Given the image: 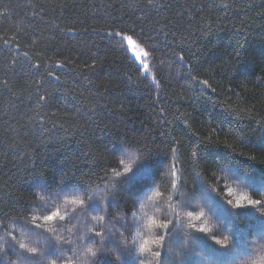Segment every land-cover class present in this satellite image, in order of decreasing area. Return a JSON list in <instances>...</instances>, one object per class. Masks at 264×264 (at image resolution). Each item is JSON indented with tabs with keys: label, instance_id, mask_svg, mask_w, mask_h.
<instances>
[{
	"label": "trees",
	"instance_id": "1",
	"mask_svg": "<svg viewBox=\"0 0 264 264\" xmlns=\"http://www.w3.org/2000/svg\"><path fill=\"white\" fill-rule=\"evenodd\" d=\"M261 161L264 0H0V264H137L162 235V264H239L264 204L228 201L264 202Z\"/></svg>",
	"mask_w": 264,
	"mask_h": 264
},
{
	"label": "clouds",
	"instance_id": "2",
	"mask_svg": "<svg viewBox=\"0 0 264 264\" xmlns=\"http://www.w3.org/2000/svg\"><path fill=\"white\" fill-rule=\"evenodd\" d=\"M138 162L139 161H136V163ZM156 224L157 222L155 219L149 220L148 225L146 226L149 231L148 233H145V236L150 235L151 228ZM156 240L158 239H155V237L151 239L141 237L138 240H132L130 248L132 249L133 256L137 260V264H148L147 257L149 254L156 258L154 254L159 250L154 243ZM101 252L102 249L96 248L95 245L86 246L81 251L76 264H93L95 258ZM239 264H264V241H261L257 238H252L249 242V252L239 260Z\"/></svg>",
	"mask_w": 264,
	"mask_h": 264
},
{
	"label": "snow or ice",
	"instance_id": "3",
	"mask_svg": "<svg viewBox=\"0 0 264 264\" xmlns=\"http://www.w3.org/2000/svg\"><path fill=\"white\" fill-rule=\"evenodd\" d=\"M200 143H202V142H200ZM209 143H211V141H209ZM197 147H198V145H197ZM193 155H196V152H193ZM241 155H243V153H241ZM249 159H253L254 160L255 157H249ZM261 162L264 163V161H261ZM131 171H132V167L130 165H128V166L125 167V170H124L123 174H121L119 172H116L115 175L119 178V177H121V175L126 176ZM174 174L175 173H173V175ZM172 187L175 188V185L173 184ZM157 195H158V193H157ZM152 198H154V197H152ZM93 200H96L94 193L92 195H89V197H88V201L89 202L93 201ZM69 202L72 203V204H76V205L80 204V198L77 197L75 199L70 200ZM228 204L232 205V207L235 208V209H241V208H248V207L255 208L257 206H260V205L264 204V202H262L260 199H253L251 196L244 194V195L239 196V198L236 199L235 203H233L232 200H229ZM260 214L264 215V212H261ZM188 215L190 217H192L193 219H199V216L193 217L191 213H189ZM200 215H203V213H200ZM57 216H59V213H53L51 215H48V216L44 217V219H45V221H54ZM60 219L63 220L64 218L60 217ZM155 226L160 228V229H168L169 228V224L168 223L156 224ZM199 231L200 232H205V229L201 228V229H199ZM101 235L102 234L100 232H98V231L95 233L96 237H100ZM90 239H92V238L90 237ZM225 239H227V238H225ZM154 243L156 244L157 248L159 249L154 255L160 261V264H162V259H161L162 258V252L165 250V246H166L165 237L162 235L161 238L156 240V241H154ZM214 243L219 245L222 248H228L227 243H225V242H223L221 240H215L214 239ZM19 247H20V249H24V245L23 244H21ZM28 251L31 253L32 256H36V250L35 249H30ZM115 259L119 260L120 257L116 256ZM53 264H55V262H53Z\"/></svg>",
	"mask_w": 264,
	"mask_h": 264
},
{
	"label": "rangeland",
	"instance_id": "4",
	"mask_svg": "<svg viewBox=\"0 0 264 264\" xmlns=\"http://www.w3.org/2000/svg\"><path fill=\"white\" fill-rule=\"evenodd\" d=\"M125 42H126V45H127V47H128V49H129V51L131 52V56L138 62V64L142 67V69H143V72L145 73V74H148L149 73V65H148V58H147V54H146V52L141 48V47H139L131 38H129V37H127L126 38V40H125ZM22 234L23 235H19L21 238H19V239H21V241L23 240V239H26V237H24L25 236V234L23 233V231H22ZM45 235V234H44ZM1 238H3V237H1ZM12 237H11V235H10V238L9 239H11ZM35 241L37 242L38 240H36L35 239ZM9 242V240L6 238H3V239H1L0 240V246H1V249L2 250H4V245L6 244V245H8V244H10V243H8ZM8 243V244H7ZM17 244H18V246H20L21 244L17 241ZM176 244H178V243H176ZM16 248H17V246H16ZM15 249V248H14ZM15 251H17V253L19 254V258H22V257H24V255H22V253H19V251L18 250H14V252ZM30 257L29 256H25V260H23L22 262H23V264H32V262H31V260L29 259ZM26 261V262H25ZM22 262H20V263H22Z\"/></svg>",
	"mask_w": 264,
	"mask_h": 264
}]
</instances>
